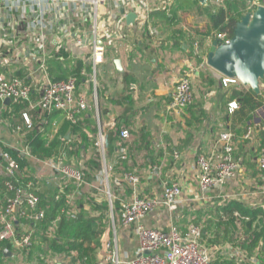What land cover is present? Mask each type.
Segmentation results:
<instances>
[{"label": "built area", "instance_id": "2783aa9c", "mask_svg": "<svg viewBox=\"0 0 264 264\" xmlns=\"http://www.w3.org/2000/svg\"><path fill=\"white\" fill-rule=\"evenodd\" d=\"M215 1L220 6L226 0ZM171 2L172 0H0V102L4 105L3 102L9 99V103H22L26 110L22 113L23 123L12 131L17 141L4 143L0 140V145L18 155L29 157L26 134L35 124L40 125L47 117L49 140L57 135L61 128L60 120L76 124L90 106L94 108L98 119L96 77L106 55L104 23L115 21L113 34L123 38L120 24L124 16H117L121 15L120 11H128L135 15L133 23L137 30L150 39H155L158 29L149 22V13L154 7L168 10ZM230 39L226 32H212L207 43L212 45L217 41L220 44H228ZM68 41L77 49H89L88 55L82 61L90 66V73L87 74L82 68L66 80L52 81V63L58 62L64 67L69 60L72 61L70 63L76 61L71 59V51L66 47ZM193 47L197 52V41L193 43ZM78 76H86L92 83L94 94L90 99L77 86ZM237 83V80L221 76L223 87ZM194 100L191 76L185 73L176 81L170 94L168 111L181 112L192 105ZM228 107L232 112L237 105L231 102ZM57 113L62 115L60 120L54 117ZM4 122L0 113V127ZM250 134L251 127H248L245 136ZM129 136L127 130H122L119 134L118 155L121 159L128 156L126 142ZM233 139V133L220 132L216 140L220 154L196 157L200 191L206 192L235 176L237 163L233 157ZM105 143L106 138L99 128L95 147L101 153L102 174L108 179L104 158ZM178 157V153L174 152L173 158ZM255 160L264 176V146H259ZM36 163L39 169L36 174L32 177L24 174L25 177H21L18 174L20 166L16 159L0 148V176L6 178L3 183L4 194L0 200V242H10L15 252L27 250L32 245L33 231L23 226V223H36L44 218L45 210L34 192L41 184L56 189L58 194L64 193L67 187L72 186V190L65 195L66 213L70 217L79 213L74 201L80 195V188L85 185L86 168L83 159L81 158L77 166L72 163L63 165L62 156ZM42 171L46 174L41 175ZM124 177L132 185L138 182V178L132 174H125ZM24 178L29 180L25 181ZM181 192L180 185L172 182L163 187L160 195L133 198L123 204L119 221L123 227L134 225L138 252L131 259L122 261L116 251L115 242L104 240L102 250L105 253L116 249L105 258V262L211 264L212 255L204 243L199 225L191 223L186 231L181 232L176 225H171L164 231L146 228L141 224L145 216L157 207L165 206L174 210ZM111 221L113 224L112 211ZM23 227L25 230L20 232ZM75 255V252H71L65 260L69 261Z\"/></svg>", "mask_w": 264, "mask_h": 264}, {"label": "crops", "instance_id": "0c3cea01", "mask_svg": "<svg viewBox=\"0 0 264 264\" xmlns=\"http://www.w3.org/2000/svg\"><path fill=\"white\" fill-rule=\"evenodd\" d=\"M173 1L168 10L152 8L148 18L150 23L165 33L164 37L170 48L164 55H160L161 50L165 49L164 46L157 47L151 44L147 39L148 36L144 35V40L136 38L134 33L137 35L138 33L134 23L129 24L126 21V16L130 14L128 11H120L121 15L117 16H124L120 24L123 38H118L113 34L115 21L104 23L103 40L106 55L99 66L98 78L96 77L99 102L98 119L95 110L92 115L93 122L98 130L101 128L105 138L116 127H124L123 130H127L130 135L126 142L127 148L130 145L132 152H136L134 158H142L140 162L135 161V165H132L133 168L130 170L113 172V179H119L121 189L123 183L128 186V195L125 193L124 199L160 195L163 187L172 182L178 183L181 187V196L174 210L165 206L157 207L145 216L141 224L146 228L164 231H167L171 225H176L181 232H184L189 224L195 222H198L199 226L202 224L200 226L202 228L204 221L214 215L213 213L211 215L214 208L230 200L240 201L249 207L264 209V176L259 171L255 160L264 129V105L252 112L242 107L235 98L230 99L231 93L243 92L251 96L252 91L240 83L228 87L220 85V74L206 65V57L211 44H205L196 55L194 47H191L192 41L184 45V41L176 34H168L175 30H182L189 32L192 38L197 35L196 31L187 29L182 22H179L181 14L184 15L182 17L187 15L190 16V20H196L193 13L187 14L186 12L185 14L181 8H173ZM163 16L173 20L166 23ZM145 39L150 43L149 45L144 44ZM66 47L71 51V59L76 61H82L89 53V49H77L70 41L66 43ZM189 47L193 51H187ZM115 60L120 62L121 72L115 69L113 65ZM70 62L72 61L69 60L66 64ZM51 65L53 71L56 67L53 63ZM185 73L191 76L195 96L193 104L198 105V109L204 112L203 122L192 130L186 126L185 110L187 108L177 113L168 111L167 108L176 81ZM209 76L215 81L211 87L207 86L206 81ZM259 86L260 92L264 93L262 82ZM79 88L85 92L88 99L94 94L93 85H90L88 78ZM263 93L262 97H264ZM231 102L237 105L232 112L228 107ZM94 116L97 119L96 122ZM90 119L85 112L78 122L85 133L91 129L89 124L92 119ZM248 127H251V134L246 137ZM0 128L2 142L15 143L17 141L15 134L6 129V126ZM223 131H229L234 135L233 157L237 163L235 176L222 185L202 192L198 186L196 157L218 156L221 151L216 140L218 134ZM119 143L118 138L112 141L113 147H118ZM106 145L105 143V147ZM174 152L179 155L176 159L173 158ZM110 155L112 156V153ZM114 157L115 153L113 159ZM83 161L85 162L84 159ZM132 161L130 160L129 164ZM32 170L36 174L39 171L38 165L37 169L32 168ZM125 174L136 176L137 184L132 185L128 182L124 177ZM210 210L211 212L206 214ZM117 221L119 224L115 226V230L110 232V236L116 233L118 256L125 261L137 255L138 238L134 225L123 227L119 216ZM103 241L102 238L101 246ZM235 242V240L227 239L221 245H208L204 240L212 259L219 255L226 261L234 260L237 261L235 263H241L247 259V256L235 247ZM249 259L254 264H259L253 257ZM55 264H69V262L59 260Z\"/></svg>", "mask_w": 264, "mask_h": 264}, {"label": "trees", "instance_id": "16d2710c", "mask_svg": "<svg viewBox=\"0 0 264 264\" xmlns=\"http://www.w3.org/2000/svg\"><path fill=\"white\" fill-rule=\"evenodd\" d=\"M239 1L242 6L245 4V0ZM233 2L234 0H226L224 8H213L210 6L208 0L205 5H202L198 0H174L172 7L178 9L181 8L185 14L186 12L187 14L193 13L196 20H202L203 16L206 19V29L209 33L226 32L231 38L235 24L240 20L239 12L236 10ZM163 17L165 18L164 20L166 23L173 20L172 18H167L166 16ZM172 33L176 34L178 38L183 40L184 45L188 42L190 43L191 40L194 39L192 38V35L186 31L175 30L173 32H169L168 34ZM54 66L56 68L53 71L51 69L52 66L50 67L52 81L66 80L77 74L82 68L85 69L87 74L90 73V66L81 60L66 64L64 67L62 64L57 62L54 63ZM86 78L87 77L84 76H78L77 86L80 87ZM206 81L208 83L207 86L211 87L215 84V81L210 76ZM220 85L222 86L221 81ZM221 98H223V95H221ZM233 98H235L242 107L247 108L252 112L260 107L263 102L262 92H259L258 94L251 92V96L245 95L243 92L231 93L230 99ZM24 111L26 110L24 109V105L22 103L11 102L8 105H3L0 102V113L5 121L3 126H6V129L10 131L15 130L16 126L23 123L22 113H24ZM85 112L92 119H90L91 123L89 125L91 129L88 133L83 131L79 123L72 124L70 122L60 120L61 118L59 117H62V115L57 113L54 117L59 119L62 122V125L57 135H55L52 139L49 140L48 137V125L46 123L49 120L48 117L44 119L40 125L35 124L34 128L27 132L26 145L29 150V157H25L20 154L18 155L14 151L2 147V145H0V148L3 151L10 153L16 159L20 169L22 170L24 168L28 169L30 164H36L35 166L37 167L36 161L55 159L58 156H64L65 153L67 155V151L65 150L66 148L69 149L67 144H72V142H74V138L78 137L80 143L75 148L76 152L72 153L68 150L69 155H67L68 161H70L74 156H77L76 158L74 157V159H78V157L81 156L80 152H84L89 147L96 149L95 143L97 139L98 127L93 122L92 112H94V108L90 106V108ZM203 113L204 112H202L200 108L198 109V105L196 104H192L187 107L185 110L187 128L192 130L196 125L201 124L203 122ZM123 128L124 127L122 126H119L118 128L116 127L113 132L109 133L106 137L107 145L105 147V152L110 150L113 161V165L110 169L112 175H110L109 172V180L113 179V172L116 173L127 169L130 170L131 165H129V162L130 160L132 161V158H134V154L136 153L132 152V147L129 145L127 151L128 156L126 159H121L116 152L120 146L118 145V147H113L112 141L116 138L119 139V134ZM262 131L260 146H264V129ZM73 145L74 144H72V146ZM114 153L115 157L113 159ZM93 161L94 164L100 163L97 172H101V161L96 153ZM84 165L86 168L84 172V180L85 178L87 180L91 179L90 176H93V173L90 172L89 174L86 162H84ZM5 179L6 178L0 176V200L4 194L3 183ZM24 180L28 181L29 179L24 178ZM72 188V186H69L65 189L64 193L58 194L56 189L47 188L41 184L39 189L34 191L40 199V205L44 208L45 215L40 222L23 223V226L33 231V235L32 245L28 248L29 251L23 250L21 253L27 251L31 253L32 249L36 250V252L40 254L37 259L38 264H48L46 259L47 255L56 257L59 256L60 261H63L70 256L71 252H75L77 257H72L69 261L70 264H77V262H80V264H110L105 261L103 263V261L97 256L100 248V238L103 234L104 227L98 224V220L102 219V215L98 214L95 217L92 216L94 214L93 212L97 209L91 208L94 204V200L89 194V186L85 184L80 188L78 203L80 206L79 213H77L74 217L67 215L65 195L68 194ZM85 204H87L88 207ZM102 206L103 209L107 208V201L104 199ZM210 212L211 210L206 214H209ZM212 213L214 214L212 218L204 221V226L201 228L203 240L207 241L208 245H221V243L227 241V239L232 241L235 240V247L240 252L245 253L247 259L241 261V263H235L237 261H226L218 255L211 260V264H254L250 261V257H253L259 264H264V209L260 207H249L240 201L230 200L214 208L211 215ZM193 224L199 225L198 222ZM236 234L238 235L237 237ZM4 251L9 252L10 255L6 257V255H4ZM14 252L15 251L10 242H0V264H9V262L14 259L12 258ZM62 257L63 259L61 260Z\"/></svg>", "mask_w": 264, "mask_h": 264}, {"label": "rangeland", "instance_id": "374dc122", "mask_svg": "<svg viewBox=\"0 0 264 264\" xmlns=\"http://www.w3.org/2000/svg\"><path fill=\"white\" fill-rule=\"evenodd\" d=\"M247 1H249V2H247ZM209 3H210V6H212L213 8H215V7L224 8L225 7V2H223V4H221L220 6L217 5L215 0H211V2H209ZM233 4L235 5L236 10L239 12L240 19H241L247 13L252 14L254 12V10L256 9V7L264 6V1L263 0L262 1L261 0H245V4H244L245 6L244 5L242 6V4H241V2L239 0H234ZM182 16H184V15L181 14V16L179 18V22H182L183 25L187 29L197 32V35L194 36L193 37L194 39L191 40V41H193L192 44H191V47L193 46L194 42H196V41L198 42V48H197L198 51L197 52L194 51L196 53V55H197V53L200 52L199 50L200 49L202 50L203 47L205 46V44H207L208 36L210 35L209 31L206 29V24H205L206 19L202 16V18H203L202 20L198 19V21L197 20H193L192 21V20H190V16H187V15H185V17H182ZM204 16H205V14H204ZM196 21H197V23H199L198 25H197ZM149 22H150V20H149ZM136 30H137V28H136ZM137 33H138V35L136 33H134L136 38H140V40H144L143 39V38H145L144 34L141 31H139V30H137ZM164 34L165 33L163 31H160V29H158V36L155 39H150L149 37H147V39H149V42L151 44H154V45L156 44L157 47L164 46L165 49L161 50L162 54H160V55H164L165 52L167 53V51L169 50L168 48H170V46L166 42ZM147 39H145L144 44H148L149 45L150 43L147 41ZM187 51L190 52V51H193V50H192V48L189 47V48H187ZM261 82L264 85V79ZM90 85H92V83H90ZM260 91L261 90H260V86H259V92ZM262 93H263V91H262ZM261 105L262 106L264 105V99H263V102L261 103ZM79 143H80V140H79L78 137L74 138V142H72V144H74L73 146H72L71 143H68L67 147L69 149H67V148L65 149L64 148L67 151V155H69L68 154V150H70V152H72V153L76 152L75 148H76L77 145H79ZM95 148L96 149H92L91 147H89L88 149L85 150V153L80 152L81 156H79L78 159H74V157L76 158L77 156H74V157L72 156L73 158L70 157L71 158L70 161H68V156L65 153L64 156L62 155V157H63V165H71V163H72L75 166H77L78 162L81 161L80 158L81 157L84 158L85 162L87 163V170L89 171V174H90V172H92L93 176H95V177H93V176L89 175L91 179H88V180L85 178V184L87 186H89V189H90L89 194H90V196H92L91 198L94 200L93 201L94 204L92 205L91 208H96L97 209V210H95L96 212L94 211L93 213H97V214L102 215V219L98 220V224L104 227L103 234H102L100 240L102 238L105 241L106 240H113L115 242V247L117 249L116 233L113 234V236H110V232H112V230H115V226L117 224H119L118 221H117V217L119 216V212H120L123 204H125L128 200H130L128 198L124 199V197H123L125 195V193H126V195H128L127 194L128 186L123 183V187L121 189V187L119 186L120 185L119 179L114 178L112 180L111 179L109 180V178L106 179V175L104 176V174H102V171L99 172V173L97 172L100 163L99 164H97V163L94 164L93 158H95V153L100 158V161H101V166L100 167L102 168V170H103V166H102L101 153L97 151L98 150L97 147H95ZM104 158H105L106 166L108 168V173L107 174L109 175V172H110V175H112L110 169H111V167L113 165V161H111L112 160V156L110 155L109 151L105 152ZM135 161H139L140 162V161H142V158L135 157L134 160L132 161V163L129 164V165H131V166L135 165ZM35 165H31L30 164V167L28 169L24 168L22 170L19 167L18 174L21 177H25L24 174L26 176L32 177L34 175V171L32 170V168L37 169V167ZM132 168L133 167H131V169ZM44 174H46V172L42 171L41 175H44ZM103 199L107 201V208L106 209H103V206H102ZM74 203H75L76 208H78L79 211H80V206L78 205L79 197L74 201ZM85 205L88 207L87 204H85ZM85 205H84V207H85ZM91 208H90V210H91ZM111 211H112V217H113V224H112V221H111ZM117 214H118V216H117ZM92 216H94V215H92ZM201 225L202 224H200V226ZM24 230H25V227H23L20 230V232H23ZM102 245H103V242H102ZM116 249L114 248V250H116ZM28 251L27 252H22V253L18 252V251L14 252V254L12 255V258H14V259H12V261H10L9 264H38V260L37 259L40 256V254L38 252H36V250H34V249L31 250V253H29ZM113 251L109 250L108 253H105L102 250V246H101V242H100V248L98 250L97 256L104 263L105 258H107L109 255H111V253ZM74 257L76 258L77 254ZM46 259H47V263L48 264H55V263H57L60 260V257L59 256H57V257L56 256H48L47 255ZM62 259H63V257L61 258V260ZM63 261H66V260L64 259ZM77 264H80V262H77Z\"/></svg>", "mask_w": 264, "mask_h": 264}, {"label": "water", "instance_id": "95a60500", "mask_svg": "<svg viewBox=\"0 0 264 264\" xmlns=\"http://www.w3.org/2000/svg\"><path fill=\"white\" fill-rule=\"evenodd\" d=\"M202 5L206 0H198ZM133 13L126 16L127 23H132ZM118 72L121 64L113 61ZM206 65L220 76L237 80L249 87L255 94L259 93L260 82L264 79V6H258L252 14L247 13L236 24L228 44L214 41L206 57ZM9 99L3 103L9 104ZM8 257L9 252L4 251Z\"/></svg>", "mask_w": 264, "mask_h": 264}]
</instances>
